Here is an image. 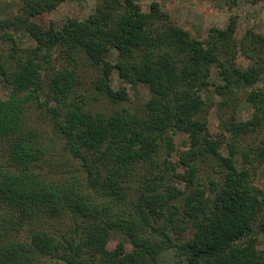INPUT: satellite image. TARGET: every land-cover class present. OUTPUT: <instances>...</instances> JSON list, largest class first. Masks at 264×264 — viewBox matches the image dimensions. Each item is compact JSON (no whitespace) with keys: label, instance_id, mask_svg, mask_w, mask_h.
Here are the masks:
<instances>
[{"label":"trees","instance_id":"obj_1","mask_svg":"<svg viewBox=\"0 0 264 264\" xmlns=\"http://www.w3.org/2000/svg\"><path fill=\"white\" fill-rule=\"evenodd\" d=\"M21 1L0 18V264H264V34L239 40L232 15L201 40L138 0H99L85 19L45 26L35 18L69 0ZM124 85L150 98L127 107ZM208 90L222 99L215 136ZM58 148L71 160L56 164ZM115 236L132 249L109 248Z\"/></svg>","mask_w":264,"mask_h":264},{"label":"rangeland","instance_id":"obj_2","mask_svg":"<svg viewBox=\"0 0 264 264\" xmlns=\"http://www.w3.org/2000/svg\"><path fill=\"white\" fill-rule=\"evenodd\" d=\"M99 0H69L62 4L57 11L53 13L40 14L36 17V21L45 26L56 24L62 26L70 17L85 19L87 18L97 6ZM144 12H150L153 3H158L161 10L170 16L176 25L188 30L193 37L205 40L208 38L211 29L220 28L224 29L229 24V18L232 15H237L239 18V27L237 37L242 40L247 32L255 31L264 34V1L254 3V0H237L234 5L226 6L220 9L214 4L202 0H138ZM23 3L21 0H0V18L11 19L21 12ZM17 42L23 49L34 47L35 43L25 34L17 36ZM113 59V62H115ZM241 65L247 66L244 58H239ZM96 70L89 64H86L82 69V76L86 83L90 82L95 75ZM212 81L219 82L217 72L212 77ZM123 83L119 79L117 72L112 76V87L119 90ZM128 88L131 101L126 103V106H139L150 98V92L145 86H139L134 89L130 85H124ZM250 91V89L248 90ZM9 94V88L4 84H0V98L5 99ZM204 99L208 105L207 118L209 121V128L211 134L215 136L218 132L219 126V111L218 106L221 102L215 91L208 90L204 94ZM238 117L241 120H249L252 116L253 109L251 104L245 100L243 95L239 101ZM108 105L98 103L97 109H108ZM39 123L38 121H36ZM177 147L181 150H187L190 145L188 137L180 134L176 137ZM59 156L55 158L56 164H61L66 160H71L69 156L64 154L60 148ZM63 153V155H62ZM1 157V156H0ZM63 161V162H62ZM0 162L3 160L0 158ZM211 164L209 163L208 166ZM49 169V167H47ZM255 185L264 190V163L259 165L258 172L255 177ZM121 237L115 236L111 239L109 248L115 249L120 244L130 251L131 245L124 244ZM259 248L264 252V233L260 234Z\"/></svg>","mask_w":264,"mask_h":264}]
</instances>
